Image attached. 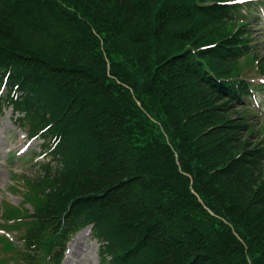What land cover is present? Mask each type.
Listing matches in <instances>:
<instances>
[{
  "label": "trees",
  "instance_id": "1",
  "mask_svg": "<svg viewBox=\"0 0 264 264\" xmlns=\"http://www.w3.org/2000/svg\"><path fill=\"white\" fill-rule=\"evenodd\" d=\"M228 1L0 0V116L50 155L0 213L24 227L3 264H60L87 226L102 264H264V127L240 66L256 48Z\"/></svg>",
  "mask_w": 264,
  "mask_h": 264
},
{
  "label": "rangeland",
  "instance_id": "2",
  "mask_svg": "<svg viewBox=\"0 0 264 264\" xmlns=\"http://www.w3.org/2000/svg\"><path fill=\"white\" fill-rule=\"evenodd\" d=\"M262 8L264 10V5ZM241 9L242 12L245 11L243 10L244 7H241ZM253 11L259 12L262 16V24L260 27H257L256 24L253 25L251 35L254 38L253 41L256 42L255 47L258 49L259 57L264 58V11L259 7L253 8ZM250 57L252 56L249 55L248 58L240 61L241 74L246 76L252 83L264 81V74L255 70L258 57L255 56V59ZM251 61L252 65L249 64ZM255 94L259 99V103L257 104L253 98L249 99L247 104L250 108L255 109L254 113L249 114V118L255 124V127L261 128L264 127V91L259 90ZM40 142L37 140L27 141L24 132L12 122L9 110L0 116V208L4 204H19L23 187L18 176L35 171L36 167L33 165V161H29L25 156L27 154H38L41 149ZM38 158L36 156L34 160L42 161ZM26 203L30 205L29 202ZM25 206L28 207V205ZM25 209V207L20 208L19 215L12 218V220L26 219L27 211ZM19 231H22V229ZM83 231L78 232L66 244L61 264H98L99 244L92 238L89 229Z\"/></svg>",
  "mask_w": 264,
  "mask_h": 264
},
{
  "label": "snow or ice",
  "instance_id": "3",
  "mask_svg": "<svg viewBox=\"0 0 264 264\" xmlns=\"http://www.w3.org/2000/svg\"><path fill=\"white\" fill-rule=\"evenodd\" d=\"M230 3L235 2V0H229Z\"/></svg>",
  "mask_w": 264,
  "mask_h": 264
},
{
  "label": "bare ground",
  "instance_id": "4",
  "mask_svg": "<svg viewBox=\"0 0 264 264\" xmlns=\"http://www.w3.org/2000/svg\"><path fill=\"white\" fill-rule=\"evenodd\" d=\"M84 232V231H83ZM71 247H72V245H71Z\"/></svg>",
  "mask_w": 264,
  "mask_h": 264
}]
</instances>
